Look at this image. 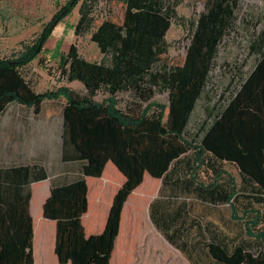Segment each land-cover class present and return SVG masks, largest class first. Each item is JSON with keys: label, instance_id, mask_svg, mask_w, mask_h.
Segmentation results:
<instances>
[{"label": "trees", "instance_id": "obj_1", "mask_svg": "<svg viewBox=\"0 0 264 264\" xmlns=\"http://www.w3.org/2000/svg\"><path fill=\"white\" fill-rule=\"evenodd\" d=\"M80 1L74 32H90L103 57L88 60L72 43L60 62L62 74L85 90L63 84L37 91L23 68ZM94 1L68 0L32 42L12 57L0 55V114L12 103L39 113L44 102L63 99L62 169L75 172L51 178L43 203L44 217L56 222L59 261L110 264L125 202L147 171L161 178L150 218L191 264H264V26L250 43L254 67L231 97L224 95L208 110L193 134L191 115L235 23L238 0H206L191 23L184 61L172 65L163 55L180 0H122V21L105 18L98 25ZM100 89L106 92L102 100L95 98ZM123 91L146 103L140 113L119 108ZM156 91L169 92L168 106L152 100ZM153 106L162 114L168 108L165 123L150 114ZM109 160L126 180L103 230L87 235V177L101 176ZM56 170L40 162L0 166V264L34 263L30 184Z\"/></svg>", "mask_w": 264, "mask_h": 264}, {"label": "rangeland", "instance_id": "obj_2", "mask_svg": "<svg viewBox=\"0 0 264 264\" xmlns=\"http://www.w3.org/2000/svg\"><path fill=\"white\" fill-rule=\"evenodd\" d=\"M67 1L0 0V55L12 57L22 50L23 43L32 42L44 24ZM205 2L206 0H180L176 7L177 15L172 19L166 35L168 50L163 55L165 63L172 65L184 61L191 37V23L205 10ZM93 3L92 13L96 18V25L105 18L122 21V0H96ZM80 4L81 1L71 14L56 25L43 50L23 68L26 78L37 91L56 89L63 84L79 92L85 90L81 82H68L62 74L60 62L72 43L77 44L80 54L88 60L100 61L103 57L99 47L91 39L90 32L79 36L74 32ZM235 15L233 27L220 44L206 89L191 115L188 125L190 133L197 132L207 117L208 110L217 105L224 95L226 99L235 93L241 76L247 75L256 63L250 43L254 34L264 26V0H238ZM105 96L104 89H100L95 98L102 100ZM117 97L119 108L125 112L140 113L146 105L133 99L129 91L120 92ZM152 100L168 106L169 92L156 91ZM62 107L63 99L51 100L44 102L40 112L35 113L32 108L12 103L0 114V138L17 134L22 138L24 149L32 150L29 149L33 147L29 141L35 140L37 135V146L50 144L53 147L55 142H46L45 139L56 132V129L59 130L63 119ZM161 112L157 106L150 109L152 116L162 118L165 123L168 108L163 114ZM36 120L40 124L38 128ZM50 151L52 153L53 148ZM94 191L93 186L91 192ZM149 204V198L133 196L126 205L111 264H191L155 227L150 218ZM33 213V217L36 216L35 211ZM89 217L90 213L84 218L85 225H88Z\"/></svg>", "mask_w": 264, "mask_h": 264}, {"label": "crops", "instance_id": "obj_3", "mask_svg": "<svg viewBox=\"0 0 264 264\" xmlns=\"http://www.w3.org/2000/svg\"><path fill=\"white\" fill-rule=\"evenodd\" d=\"M37 120H36V127L38 128L40 124L39 123L37 124ZM62 131H63V119L61 126L59 127V130L56 129V132H54L50 137L48 136L47 139H45L46 142H50V141L55 142V145L53 147H51L50 144L44 147L37 146L36 143L39 141V139L38 136L36 135L35 140L32 139L31 141H29L31 142L30 144H32L33 146L32 148L29 149L32 150L24 149L22 138L17 134L12 135L11 137L2 136L0 138V166H8L13 164L17 165L23 163L32 164L35 162H40L41 164L45 165L50 171L52 167L57 168V170L51 173V175L48 178L43 180L33 181L30 184L32 191V197L30 200V212L31 215L32 214L34 215L33 211H35L36 213V216L33 217L32 215L33 226H34V237H33L34 263L33 264H62L59 261V258L55 252L56 222L55 220L44 217L43 215V203L50 194V189L52 184L51 178H58L60 177V175L71 176L75 172L70 169L68 170L62 169L65 166V163L63 162L61 157ZM51 148H53L52 153L50 151ZM125 180H126L125 175L117 168V166L114 164L112 160H109L106 163V166L101 176L87 177L88 210L82 216V221L84 224V218L90 213V217L88 219L89 222L88 225L84 224L87 235L99 233L103 230L110 206L112 204L113 197L116 191L118 190V188L122 185V183ZM45 181L48 182L46 183ZM93 186L95 187L94 193L91 192ZM160 186H161V178L154 177L149 172L146 171L144 173V178L142 183L131 192L127 201L125 202L122 211V217L126 205L133 196L142 199L149 198V203H150L155 197L158 196ZM97 215H98V219L96 220ZM64 264H71V262Z\"/></svg>", "mask_w": 264, "mask_h": 264}]
</instances>
